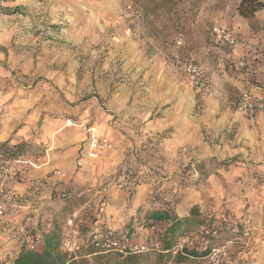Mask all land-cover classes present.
<instances>
[{"label":"rangeland","instance_id":"rangeland-1","mask_svg":"<svg viewBox=\"0 0 264 264\" xmlns=\"http://www.w3.org/2000/svg\"><path fill=\"white\" fill-rule=\"evenodd\" d=\"M30 1L0 0V13L20 3L12 21L0 15L1 137L20 123L26 131L19 152L0 151V189L14 195L0 217V260L12 264L33 232L41 243L59 237L63 206L83 207L84 239L104 203L102 227L138 245L150 237L147 212L194 206V216L179 217L190 233L174 251L211 248L184 264H264V116L242 112V121L233 105L251 85L264 86V40L253 52L237 33L238 65L233 48L214 44L211 34L214 26L234 29L240 0ZM40 4L47 20L26 31V15L36 18ZM249 26L264 28L253 19ZM177 58L203 71L202 87ZM105 122L117 138L92 157L89 129L100 134ZM78 159L83 176L58 181ZM68 184L87 190L71 205L59 192ZM206 227L219 236L203 240Z\"/></svg>","mask_w":264,"mask_h":264},{"label":"trees","instance_id":"trees-1","mask_svg":"<svg viewBox=\"0 0 264 264\" xmlns=\"http://www.w3.org/2000/svg\"><path fill=\"white\" fill-rule=\"evenodd\" d=\"M264 6V0H240L237 4L236 10L244 19H251L254 14ZM10 145V140H6L0 143V151L8 152V156H13L20 151L21 144H14L7 150V146ZM2 152H0L1 154ZM86 190L81 187H76L74 184H68L60 189V195L67 199V205H71L69 199L71 196L84 195ZM81 194H78L80 193ZM83 203V200H82ZM81 207V206H80ZM79 206H63V211L66 216L74 210L80 208ZM196 208L194 206L189 210V213L194 216ZM65 216V217H66ZM145 224L149 230V236L145 243V250L143 251H126L119 252L117 250L102 251L95 247L91 242L87 241L75 256H69L60 248V237L64 230V227L58 233L53 232L39 243L34 249H30L24 244L17 256L13 260L12 264H150L153 256L157 254V259L153 264H184L191 259L198 257H205L208 255L210 248L197 247V245H184L180 249L175 250V246L184 235L190 233V228L184 232L181 229L182 220L171 209L165 210L156 208L147 212L144 217ZM65 222V221H64ZM81 226L83 225L81 219ZM48 223L53 228L52 221ZM190 223V220L187 221ZM204 225V222H198L197 226ZM83 228V226H82ZM91 226L85 232H87ZM207 228V227H206ZM117 238L126 235L122 232L115 231ZM36 234L33 232V236ZM203 234V240L215 239L219 236L220 232L216 229H206ZM31 235L30 239L33 238ZM29 239V240H30ZM28 240V241H29ZM127 241V239H126ZM128 242V241H127ZM154 245V246H153ZM0 264H5L0 260Z\"/></svg>","mask_w":264,"mask_h":264},{"label":"built area","instance_id":"built-area-1","mask_svg":"<svg viewBox=\"0 0 264 264\" xmlns=\"http://www.w3.org/2000/svg\"><path fill=\"white\" fill-rule=\"evenodd\" d=\"M213 43L216 45H226L230 48L235 46V38L233 30L228 26H214L211 30ZM178 45L180 41L176 42ZM236 64L243 65L244 57L236 56ZM182 65L183 71L189 78L191 84L196 87H202L205 80V74L203 71L191 60L184 59L180 61L176 60ZM235 108L246 114H254L259 110L264 109V86L260 88V94L256 97H252L248 93H243L233 102ZM90 155L96 156L98 152L103 149L111 147V143L107 138L92 139L90 143ZM87 191V190H86ZM78 194H81L78 193ZM0 217L6 215L9 210L10 204L13 202L14 195L9 189H0ZM74 210L66 216L64 222V230L60 237V248L69 256H75L78 251L85 246L87 241L91 242L95 247L102 251L117 250L119 252L126 251H143L145 245L132 244L126 241L124 235L119 236L115 233V230L109 226L101 225V216L104 213V203L100 204L95 214V221L91 225V228L86 232V236L83 239L81 232L78 230V222H80L81 209ZM27 226V222H25ZM50 227V223L46 224ZM41 242V236L39 233L34 234L33 238L29 240V248L34 249Z\"/></svg>","mask_w":264,"mask_h":264},{"label":"crops","instance_id":"crops-1","mask_svg":"<svg viewBox=\"0 0 264 264\" xmlns=\"http://www.w3.org/2000/svg\"><path fill=\"white\" fill-rule=\"evenodd\" d=\"M26 2L30 3L31 1L30 0H26ZM19 5H20V3H10V4L7 3L6 6H4L6 8H3V12L0 13L1 17L5 18V19L10 18L11 21H12L13 19L16 18L15 15L18 14V6ZM40 5L41 6L36 8L37 9V13H38L36 18H34V17L30 16V15L29 16L26 15V21L24 22V24L27 27L26 31L38 29L45 22V19L47 20V17L45 15V7L42 6V4H40ZM35 19H36V21H34ZM241 19H240V17L238 15H236V17H234V23L235 24H234L233 32H234V38H235V46L233 47V52H232V56L233 57L242 55L240 53L241 51H239V48H241V46H245V49L251 48L253 50V52H254L255 47L252 44L253 43H257V41L259 39L264 40V28L259 31L258 29L255 30L256 27L254 29H252V27L249 26V24L251 23V20L253 19L254 21H256V23L258 24L259 27H261V26L264 27V6L255 13L254 17H252L251 19H247L246 22H243ZM15 25H16V23H13L12 26H10V29L14 30ZM237 33L240 36H242L243 38H245L247 43L241 44V46H240L239 45L240 43L238 44V41H236L237 40V36H236ZM262 46H264L263 43H262ZM260 88H261V86L251 85L249 87L248 91H243V92H241V94L248 93L252 97H256V96H258L260 94ZM224 113L227 114V110ZM235 113L238 114L236 116L239 117L240 120H242V121L244 120V116H243L244 114L242 112H235ZM255 116H258L257 118H263L264 109L257 111ZM23 124L24 123H20V126H18L16 128H13L10 132H8L7 133L8 135H6L7 138L6 137H1V131H0V142L6 141L8 139L10 140L11 144H16V143H19L21 141H26V131L24 130ZM110 125L111 124H107L106 122L104 124L101 123L100 126L104 127V129H103L102 133L100 132V134H98L99 131L97 130L98 128H96V126L90 128L89 131H92V132H90L89 139L92 140V139L107 138L113 143L114 139H116L117 136L115 135L116 131L111 129ZM0 126H1V124H0ZM238 127H239L238 129L240 131L244 130V126H243L242 123ZM0 130H1V128H0ZM80 138H81V136H79V139ZM190 138L191 137L188 136V138L186 140L189 141ZM235 138L237 140L240 139V137L238 135H234V139ZM91 140H87L89 143L86 141L85 144H89V146H90ZM197 142L198 141H196V143ZM246 143H247L248 146H250L251 145V140H249V138H248ZM226 147H227L228 150H230V146L229 145H226ZM232 151L233 150L231 149V152ZM97 156H98V154L96 155V157ZM92 157H95V156H92ZM80 161H81L80 159L77 160V163H76V161H73L72 166H70V167H72V172L70 174H67V175H62L58 179V181L67 182L70 179H74V180L78 181L79 177L83 176L82 175L83 173L81 171H77L78 167L82 166ZM82 168L79 167V169H82ZM95 193H101V191L100 190H96ZM190 207L185 209L184 206H182L179 211H178V209L176 210V214L178 215V217L187 216L188 213H189V210L191 209ZM179 212H180V214H179ZM263 231H264V227H263ZM263 241H264V232H263Z\"/></svg>","mask_w":264,"mask_h":264}]
</instances>
